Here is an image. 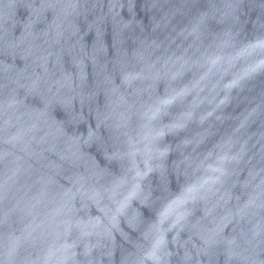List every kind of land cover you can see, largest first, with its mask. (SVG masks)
<instances>
[{"label":"water","instance_id":"1","mask_svg":"<svg viewBox=\"0 0 264 264\" xmlns=\"http://www.w3.org/2000/svg\"><path fill=\"white\" fill-rule=\"evenodd\" d=\"M0 264H264V0H0Z\"/></svg>","mask_w":264,"mask_h":264}]
</instances>
